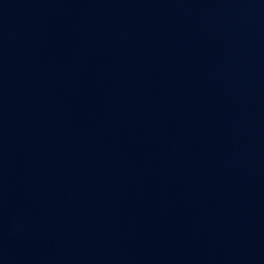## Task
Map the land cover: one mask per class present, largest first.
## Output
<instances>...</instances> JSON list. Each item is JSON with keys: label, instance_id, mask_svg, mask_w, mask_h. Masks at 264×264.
<instances>
[{"label": "water", "instance_id": "1", "mask_svg": "<svg viewBox=\"0 0 264 264\" xmlns=\"http://www.w3.org/2000/svg\"><path fill=\"white\" fill-rule=\"evenodd\" d=\"M155 264H264V0H127Z\"/></svg>", "mask_w": 264, "mask_h": 264}]
</instances>
